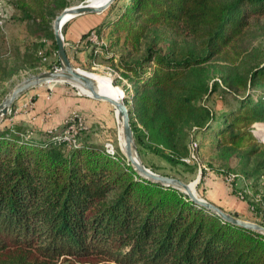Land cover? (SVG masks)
Returning a JSON list of instances; mask_svg holds the SVG:
<instances>
[{
  "label": "trees",
  "instance_id": "obj_1",
  "mask_svg": "<svg viewBox=\"0 0 264 264\" xmlns=\"http://www.w3.org/2000/svg\"><path fill=\"white\" fill-rule=\"evenodd\" d=\"M9 3L10 19L27 23L34 38L32 67L48 55L47 68L60 67L52 22L67 0ZM263 17L264 0H127L82 40L109 26L137 49L162 25L190 42L187 50L152 47L137 64L122 65L135 86L128 100L138 117L131 118L136 141L155 151L165 146L174 163L189 155L191 130L206 129L225 154L242 153L252 178L264 170V143L252 127L264 122V60L249 61L248 42ZM44 39L53 43L48 50ZM218 60L230 64L225 86L211 75ZM218 89L238 100L219 116L204 103ZM7 119L0 125V264H264L263 234L143 177L120 154L81 136L73 147L52 140L65 124L36 137ZM254 212L264 219L260 204Z\"/></svg>",
  "mask_w": 264,
  "mask_h": 264
},
{
  "label": "rangeland",
  "instance_id": "obj_2",
  "mask_svg": "<svg viewBox=\"0 0 264 264\" xmlns=\"http://www.w3.org/2000/svg\"><path fill=\"white\" fill-rule=\"evenodd\" d=\"M89 1L92 2L93 0H67L68 4L65 8L82 3H87ZM126 1L127 0H120L116 3V6H112L106 9L104 11L106 14L105 18L114 19L116 17V13H119L120 9L123 8V4ZM65 8L59 10L57 15H59ZM0 12H2L3 15L5 14V19L7 17L9 18L10 15H13L14 11H12V9L10 8L9 0H4L2 5H0ZM73 18L68 20L66 23H70ZM24 24L26 26L28 25L27 23ZM53 24L54 20L52 22V26ZM65 28L66 25L63 26V33L65 31ZM95 32L97 34V40H85L84 46H88V50H91L86 57V65L84 64L83 67H76L98 76L111 78L114 85L117 86L123 92V95L126 96L131 112V118L134 121L138 122L135 107L128 100L129 96L134 93L135 86L134 83L125 76V70L122 65L137 64L140 58L146 54V51L151 50L150 48L152 47L160 48L161 50H187L189 48L188 45L190 44V42L185 40L179 34L172 32L166 26L162 25L150 28L147 32V36L144 38L142 44L137 49H134L124 43V31H122L121 33H112V28L106 26L104 30H102L101 34H99L97 31ZM249 36L251 37L250 42H248V45H250L249 50H253L251 53V59L249 61L255 64L264 60V17L260 20L259 25L254 26ZM21 38H25L26 40V37ZM13 39V35H9L5 39L2 38V36L0 37V61H9L10 57L9 55H6V52L14 47L15 43H13ZM33 40L34 38L32 37L26 40L29 41L27 49L30 46L33 47ZM26 41L25 44H27ZM112 41H118V43L114 46H111ZM45 44L46 46L44 48L45 50H48L53 43L50 39H47ZM80 48V46L77 47L78 50H80ZM34 49L35 48H32V50ZM29 50H31V48H29ZM30 61L34 62L32 59H30ZM36 61H39L36 68L21 70L20 72L15 74L14 77L9 79L5 78L6 80L0 79V103L4 99V97L15 87V85L23 79L46 70H55L56 68H59H47L49 63H51L50 55L47 56L46 60L38 59ZM13 64L14 63H11L10 65L12 69ZM228 67H230V64L221 60L213 63L211 66L212 78H214V80H219L223 86L225 85L223 84L221 78L229 70ZM243 68L244 65L239 66L240 70H243ZM47 84L55 87L69 83L48 82ZM69 85L72 86L71 84ZM73 89L75 92L79 93V90L74 86ZM261 92L262 90L254 92V97L256 98ZM26 96L28 95H26L25 93L20 96L18 100H21ZM18 100L12 106L13 112L15 110L14 106L17 107ZM102 102V109H98L96 115L87 116L84 114V117L81 116L83 118V129H81L80 131L81 139L83 141L95 143L103 147H105L106 144H110L113 147L115 153L120 154L127 163L132 165L122 150L124 149V147L121 144L120 140L121 126L120 122L118 121L119 119L117 117V111L114 106H112L108 102ZM31 103L32 100L29 101V105H31ZM204 103L211 109H213L216 112L217 116H219L224 110L234 109L238 104V100L230 94H223L222 97V93L220 92V89H218V91L211 93L209 98L206 97ZM10 116H12V114L6 115L4 118H9ZM4 118L0 121V125L3 124ZM6 121H8V119ZM252 127L254 134H256L258 139L264 143V122H257ZM34 136L38 137L39 135L35 134ZM194 141L198 143V148L195 152V160H192L190 163L187 162L190 167L183 164L181 159H176L174 163L169 161L167 156L171 154V151L165 146H160L162 151H155L154 148L149 146L147 143H137L138 153L141 161L151 170L160 174L178 177L186 183H192V185L194 186H196L195 181L201 175V179L196 186V191L201 197L211 202L213 201L208 197L211 191L209 179H211V177L214 175L218 180H221L223 181V183H225V186L230 190L229 195H234L239 200L246 201L248 205L251 203L248 197L258 198L259 201L255 200L254 203L256 205L260 204L264 211V170L262 171V174H258L252 178L247 177L246 172L251 171L250 169L252 167L250 166V169H248L247 171L243 169L246 165V159L240 155L242 153H235L231 155L225 154L222 150L217 148L215 135L210 133V131L207 132L206 129L191 130L190 136L188 138L189 153L190 145ZM187 157L188 156H184L183 158ZM250 164L252 166H256V164H258V160L254 158L250 161ZM228 172L237 174L234 186H232V184H230L225 178V174H227ZM248 186L251 187L250 191L252 192V195L246 193L248 197L242 198L239 192L242 191L245 194L244 191ZM213 203L220 206L215 202ZM221 203L223 204V207H220L229 213H232L241 218L250 219L264 224V219L257 216L254 210L250 208V205L249 212H241L236 211L234 209L235 205L233 203H230L229 200H221ZM59 264L68 263L65 261H60Z\"/></svg>",
  "mask_w": 264,
  "mask_h": 264
},
{
  "label": "crops",
  "instance_id": "obj_3",
  "mask_svg": "<svg viewBox=\"0 0 264 264\" xmlns=\"http://www.w3.org/2000/svg\"><path fill=\"white\" fill-rule=\"evenodd\" d=\"M4 0H0L2 5ZM13 11V8L10 5ZM3 12V11H2ZM0 12V37L7 38L13 35L14 47L6 52L9 55V61H0V79H9L15 76L21 70L32 69L33 64L30 61V50L28 47L31 38L28 29L24 23L16 22L14 18L5 19V14ZM105 12L87 13L74 17L67 26L65 33L66 49L74 66L83 67L86 65V57L89 53L88 46H84L85 41L82 36L95 26L103 23ZM21 37H26L21 38ZM25 41L27 44H25ZM81 47L80 50L77 47ZM38 54L35 53V56ZM51 61L54 56H50ZM1 60V59H0ZM13 64V69L10 66ZM6 72V73H5ZM6 78V79H5ZM26 97L18 100L17 107L13 112L12 108L7 115L9 123L21 125L32 135H40L42 132L56 130L65 124L66 119L72 114H78L84 117L96 115L97 110L102 109V101L91 97L80 95L75 92L73 86L62 84L52 87L50 84H41L26 92ZM32 100L31 105L29 101ZM13 107V109H14ZM93 129V128H92ZM210 194L208 197L213 202L223 207L221 200L230 201L235 205L236 211L249 212V205L244 200H239L236 196L229 195L230 190L223 181L218 180L214 175L209 179ZM213 187V189H212Z\"/></svg>",
  "mask_w": 264,
  "mask_h": 264
},
{
  "label": "water",
  "instance_id": "obj_4",
  "mask_svg": "<svg viewBox=\"0 0 264 264\" xmlns=\"http://www.w3.org/2000/svg\"><path fill=\"white\" fill-rule=\"evenodd\" d=\"M115 0H106L102 4H95L91 1L65 8L54 20L53 28L58 45V58L60 67L55 70H46L33 74L18 84L4 97L0 103V121L10 112L13 104L26 92L32 88L48 82H65L69 83L79 90V94L91 97L96 100L105 101L118 108L122 115V134L125 141V148L122 149L134 169L143 177L158 182L166 186H172L186 193L191 200L199 206H202L212 213L217 214L222 219L233 224L254 230L264 235V224L241 218L222 209L213 202L201 197L196 191L201 175L195 181L196 186L192 183H186L182 179L157 173L148 168L140 159L136 137L131 122V112L125 95L112 96L103 93L98 89L94 79L82 69L74 66L66 49V41L63 33V26L73 17L87 13H102L108 9ZM85 89L87 92H83Z\"/></svg>",
  "mask_w": 264,
  "mask_h": 264
},
{
  "label": "built area",
  "instance_id": "obj_5",
  "mask_svg": "<svg viewBox=\"0 0 264 264\" xmlns=\"http://www.w3.org/2000/svg\"><path fill=\"white\" fill-rule=\"evenodd\" d=\"M87 39H89L91 41L97 40L96 32L92 31ZM46 41L47 40L44 39V42H46ZM39 53L43 54L42 51H40ZM42 59L46 60L47 57L44 56ZM56 69H58V68H56ZM82 121H83V118L80 115H78V114L70 115L65 121L64 129L60 133L55 134L52 137V140H54V141H65L72 147L73 146H78L79 143H80V131H81V129H83V122ZM105 148H106L107 152H109L111 154L115 153L113 147L110 144H106ZM197 148H198V143L195 142V141L192 142V144L190 145V153H189L188 157L187 158H182V160L185 161V162H188V163H190L192 160H195V158H196L195 152L197 151ZM236 177H237V174H233V173H230V172L225 174V178L228 180V182L230 184H232V186L235 185L234 182L236 180ZM250 190H251V187H249V186L246 187V189L244 191L245 194L242 191H240L239 192L240 196L242 198H247L248 196L246 195V193L252 195V192ZM248 198H249V200L251 202L249 204L250 208L255 211V206L256 205H255L254 201L255 200L259 201V199L255 198V197L254 198L248 197Z\"/></svg>",
  "mask_w": 264,
  "mask_h": 264
},
{
  "label": "bare ground",
  "instance_id": "obj_6",
  "mask_svg": "<svg viewBox=\"0 0 264 264\" xmlns=\"http://www.w3.org/2000/svg\"><path fill=\"white\" fill-rule=\"evenodd\" d=\"M106 0H93L92 3H95L97 5L99 4H102L103 2H105ZM86 72V71H84ZM88 75H90L95 83H96V86L98 87V89L100 91H102L103 93H106V94H109V95H112V96H122L123 95V92L117 87L114 85V83L112 82L111 78H108V77H103V76H98L96 74H92V73H89V72H86ZM83 92H87L85 89H82ZM116 111H117V117H118V121L120 122V140H121V144L123 145V147L125 148V141H124V138H123V134H122V115H121V111L120 109L116 108ZM194 186V185H192Z\"/></svg>",
  "mask_w": 264,
  "mask_h": 264
}]
</instances>
